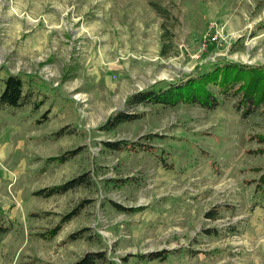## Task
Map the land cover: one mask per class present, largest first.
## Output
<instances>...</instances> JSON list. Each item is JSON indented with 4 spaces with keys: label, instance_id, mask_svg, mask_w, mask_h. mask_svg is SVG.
I'll return each instance as SVG.
<instances>
[{
    "label": "rangeland",
    "instance_id": "1",
    "mask_svg": "<svg viewBox=\"0 0 264 264\" xmlns=\"http://www.w3.org/2000/svg\"><path fill=\"white\" fill-rule=\"evenodd\" d=\"M230 62L264 64V0H0V93L16 73L44 99L0 108V212L11 227L0 264H72L89 251L105 254L99 264H264V143L253 138L264 114L237 110L236 86L252 78L238 81ZM219 73L207 86L215 109L127 104L150 86ZM116 111L141 116L104 130ZM61 127L75 132L55 138ZM120 139L153 152L105 147ZM82 174L90 183L73 191L35 194Z\"/></svg>",
    "mask_w": 264,
    "mask_h": 264
},
{
    "label": "trees",
    "instance_id": "2",
    "mask_svg": "<svg viewBox=\"0 0 264 264\" xmlns=\"http://www.w3.org/2000/svg\"><path fill=\"white\" fill-rule=\"evenodd\" d=\"M234 65L237 68V76L238 81L243 80L241 75L249 74L251 76V82H245L244 85L239 87L236 86L238 81L232 82L236 86L234 96L238 97L236 102L237 110H242V117H248L254 113H262L264 114V64H260L258 66H252V64L247 63H234L230 62L228 67ZM225 66V65H224ZM223 67V66H218ZM224 69H222L223 71ZM220 72V70H219ZM215 80V81H214ZM224 80V73L220 75V73L215 76L214 79L206 81L205 84L198 86L196 84V80L193 75L188 76L185 81H172L167 82L165 85H155L150 86L148 88L143 89L138 93H134L131 95L127 100L128 106L131 105H139V104H147V103H161L166 106L177 105L180 103L184 104H199L200 106H205L210 109H215L218 105L217 97L207 89L209 84H217L219 81ZM4 88L0 93V108L11 107H24L28 104H32L35 109L40 108L42 106L44 99L42 100H34V94L31 90H25V82L21 75L13 73L9 74L3 81ZM203 89L205 92L209 94V96L213 97V100L210 102L206 99H203L202 95L197 92L198 90ZM225 94V92L223 91ZM226 95V94H225ZM50 110H47L43 116L36 121L43 123L49 117ZM144 113L142 114V116ZM141 116L138 112H124V111H116L113 115H110L109 118L104 122L102 128L107 131H114L120 124L124 122H129L136 120ZM75 132V129L68 130L67 127H61L55 132V138L62 137L67 134H72ZM253 138L256 141L264 143V134H255ZM105 147L110 151H125V150H137V151H147L153 152L152 148L147 147L144 145L141 146L139 143L134 142L132 140L128 141L125 139L115 140V142L107 141L105 142ZM260 149H262L260 147ZM260 149L254 150L256 153H260ZM77 155V151H67L64 154L59 155L57 160L59 159L60 162H66ZM55 160L54 158L49 159V162ZM261 181L264 182V171L261 175ZM90 183L89 178L86 177V174H82L79 176H74L72 179L65 181L64 183H59L58 185H51L44 187L42 189H38L35 191V194L41 197H50L54 195L64 194L69 191H73L77 187L81 185H85ZM120 209L127 210L117 204ZM80 207H75L72 212H69L63 215L61 221L57 226L49 230V235L41 234L44 238H52L57 235L62 228L63 224L70 221L74 218L77 214L81 212ZM217 209L209 210L206 212L207 217L215 218ZM0 212V232H8L10 231L11 227L4 224L3 217ZM39 215V214H36ZM44 215V214H42ZM86 230H76L70 234V239L75 240L78 238H83L84 233ZM166 251L163 250L162 252H153L150 255V258H159L163 259L166 257ZM105 254L102 252H94L89 251L84 256L76 260L72 264H99L100 262H104Z\"/></svg>",
    "mask_w": 264,
    "mask_h": 264
}]
</instances>
